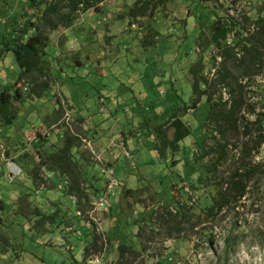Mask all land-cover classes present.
Masks as SVG:
<instances>
[{
  "label": "rangeland",
  "instance_id": "obj_1",
  "mask_svg": "<svg viewBox=\"0 0 264 264\" xmlns=\"http://www.w3.org/2000/svg\"><path fill=\"white\" fill-rule=\"evenodd\" d=\"M136 1L148 6L134 20L128 10ZM207 5L103 0L75 14L69 29L48 33L49 89L40 99L15 102L10 124L0 120V264H264V143L256 150L249 142L245 162L262 167L247 193L208 215L221 181L239 167L242 131L227 138L226 162L207 176L218 153L201 157L204 137L205 146L212 142V129H204L209 106L202 99L182 113L200 33L214 15L252 30L259 1ZM16 12L23 18L12 23ZM31 12L26 0H0V88L19 73L1 42L13 40ZM41 14L38 8L33 18ZM213 69L205 61L204 74L211 77ZM251 84L245 92L257 95L246 94L245 103H258L257 114L264 111V62ZM215 91L216 99L228 98ZM247 109L238 116L253 121ZM176 114L190 133L177 151L160 154L157 127ZM164 131L171 139L174 128ZM65 139L70 159L57 165L72 170L66 174L48 160Z\"/></svg>",
  "mask_w": 264,
  "mask_h": 264
},
{
  "label": "trees",
  "instance_id": "obj_2",
  "mask_svg": "<svg viewBox=\"0 0 264 264\" xmlns=\"http://www.w3.org/2000/svg\"><path fill=\"white\" fill-rule=\"evenodd\" d=\"M102 1L56 0L45 3L44 0H26L27 8L32 11L28 23H24L17 29L16 36L11 40L14 41L13 44L6 39L1 42L6 51L13 52L15 64L19 69L16 80L10 85H3L0 88V120L4 122V125L10 124L15 119L12 115L15 102H22L28 97L40 99L50 87V62L45 58L48 33L55 32L59 27L69 29L75 21V14L84 13ZM197 1L202 5L210 4L207 6H212L216 2V0ZM258 1L259 5L255 10L254 17L250 19L252 30L241 26L232 18L214 15L207 29L202 31L196 39L198 52L196 60L189 67V75L192 79L190 104L183 107L182 113L186 114L188 110H194L202 99L206 100L209 108L204 129L205 126L212 129L207 138L212 142L205 146L206 138L204 137V151L202 150L203 155L201 157L204 158L203 156L207 157L209 153L218 152L214 161L206 166L207 176L216 175L221 167V162H226V157L231 151V148H227L229 145L228 137L237 136L238 131H242L241 138L244 140L243 143L235 146L239 152L237 159L239 167L226 181H223V184L221 181L218 197L212 198L211 204L205 207L208 215L212 211H221L233 200L242 198L247 193V187L252 178L262 167V165L257 166L245 162L249 149L252 150L250 144L252 143L254 149L257 150L264 143V111L254 114L253 106L258 103L251 102L248 105L245 103V95L251 93H246L245 89L252 86L251 79L258 76L264 62V0ZM147 6L148 2L139 5V2L136 1L134 7L128 10V15L134 20L143 18ZM38 8L42 9V14L34 19ZM16 15L10 19L12 23L23 18V14L21 17L19 12H16ZM31 29L33 32L29 33ZM9 34L10 36L13 35L12 32H8ZM230 36L231 41L229 42ZM209 51L214 52V54L211 55L210 53L207 58L203 57ZM216 56L220 59L217 64L215 63ZM205 61L211 62L214 68L211 77L204 74ZM245 79L246 81L243 83ZM217 87H220L221 91H224L228 96L225 101H221L220 97L218 99L214 97L218 95V92L215 91ZM260 96V102L264 108V95ZM244 107L248 108V114L252 113L255 116L253 121L238 116ZM176 116L177 114L172 115L166 123L157 127L156 140L159 144L158 151L160 154L167 150L173 153L177 151L179 142L190 133L188 126ZM167 125L174 128L171 139H168L164 131ZM254 137H257V140L252 142ZM65 142L64 148L59 150L60 154L48 157L49 162L56 165L55 171L64 174L72 171L69 170V167L64 168L62 165H57L61 161L70 159L71 142L66 141V139ZM43 163L44 161H41L40 165ZM32 179L36 183L42 180L38 176V172L34 173ZM71 179L73 178L71 177ZM220 180L222 179L220 178ZM73 190L74 187H69L68 193Z\"/></svg>",
  "mask_w": 264,
  "mask_h": 264
},
{
  "label": "built area",
  "instance_id": "obj_3",
  "mask_svg": "<svg viewBox=\"0 0 264 264\" xmlns=\"http://www.w3.org/2000/svg\"><path fill=\"white\" fill-rule=\"evenodd\" d=\"M102 205V204H101Z\"/></svg>",
  "mask_w": 264,
  "mask_h": 264
}]
</instances>
